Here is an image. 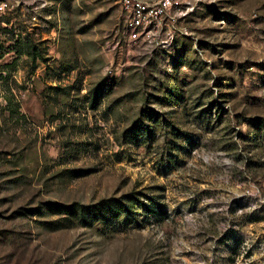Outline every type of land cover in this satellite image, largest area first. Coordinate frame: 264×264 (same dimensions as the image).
Returning <instances> with one entry per match:
<instances>
[{"label": "rangeland", "instance_id": "obj_1", "mask_svg": "<svg viewBox=\"0 0 264 264\" xmlns=\"http://www.w3.org/2000/svg\"><path fill=\"white\" fill-rule=\"evenodd\" d=\"M121 23L0 0V264H264V0Z\"/></svg>", "mask_w": 264, "mask_h": 264}, {"label": "built area", "instance_id": "obj_2", "mask_svg": "<svg viewBox=\"0 0 264 264\" xmlns=\"http://www.w3.org/2000/svg\"><path fill=\"white\" fill-rule=\"evenodd\" d=\"M179 5L180 0H119L122 23L106 37V48L149 42L172 24Z\"/></svg>", "mask_w": 264, "mask_h": 264}, {"label": "trees", "instance_id": "obj_3", "mask_svg": "<svg viewBox=\"0 0 264 264\" xmlns=\"http://www.w3.org/2000/svg\"><path fill=\"white\" fill-rule=\"evenodd\" d=\"M104 202H106V204H109V200H106V201H104Z\"/></svg>", "mask_w": 264, "mask_h": 264}]
</instances>
